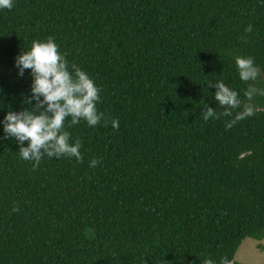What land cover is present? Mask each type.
I'll return each instance as SVG.
<instances>
[{
	"label": "trees",
	"instance_id": "16d2710c",
	"mask_svg": "<svg viewBox=\"0 0 264 264\" xmlns=\"http://www.w3.org/2000/svg\"><path fill=\"white\" fill-rule=\"evenodd\" d=\"M48 37L70 72L75 63L101 89L96 108L110 119L69 126V117L83 163L45 155L33 169L3 121L35 106L25 103L31 70L21 77L16 58ZM237 56L254 58L256 81L240 79ZM219 81L243 103L250 84L264 88V0H13L0 9V264H236L246 238L264 240V96L227 129L243 104L202 118L206 106L224 111L208 87Z\"/></svg>",
	"mask_w": 264,
	"mask_h": 264
},
{
	"label": "clouds",
	"instance_id": "9594fccd",
	"mask_svg": "<svg viewBox=\"0 0 264 264\" xmlns=\"http://www.w3.org/2000/svg\"><path fill=\"white\" fill-rule=\"evenodd\" d=\"M13 8V0H0V9ZM245 33L252 32V25L245 28ZM246 40L245 37H241ZM240 79L244 82L256 81L260 69L255 65L254 58H235ZM16 67L22 77L25 70H31L33 83L31 97L25 101L35 106L31 109L15 112L9 111L4 118V132L9 138H15L20 147L19 154L25 161L33 162V169L39 167L40 161L46 155L49 158L75 157L76 161L83 163L81 154L82 141L77 139L70 143L71 133L65 131V121L70 117L69 126L76 125L81 119L89 126H97L101 120H107L104 113L98 112L96 104L100 101V91L89 75L80 69L75 63L69 65L66 57L60 54L59 46L52 37L46 42L33 41L30 51L22 52L16 58ZM74 73V74H73ZM209 88H215V100L224 108L217 114L212 108L206 106L202 118L220 119L221 116L230 117L234 109L243 110L237 112L235 118L226 123V128L231 129L235 123L255 114L256 106L252 103L256 95L264 96V88H256L250 84L244 92L247 103H243L238 93L231 90L223 81L215 84L209 83ZM114 129L119 128V120H111ZM25 141L28 146L25 147ZM99 161L93 159L89 167L95 168ZM13 208V211H18ZM204 264H214L212 259H205ZM220 264H232L227 256L221 258Z\"/></svg>",
	"mask_w": 264,
	"mask_h": 264
},
{
	"label": "rangeland",
	"instance_id": "374dc122",
	"mask_svg": "<svg viewBox=\"0 0 264 264\" xmlns=\"http://www.w3.org/2000/svg\"><path fill=\"white\" fill-rule=\"evenodd\" d=\"M235 261L236 264H264V240L246 238L236 253Z\"/></svg>",
	"mask_w": 264,
	"mask_h": 264
}]
</instances>
